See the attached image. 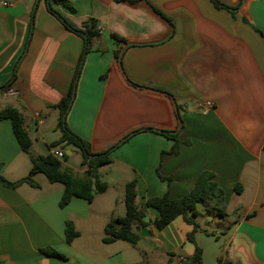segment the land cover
<instances>
[{
	"label": "crops",
	"instance_id": "0c3cea01",
	"mask_svg": "<svg viewBox=\"0 0 264 264\" xmlns=\"http://www.w3.org/2000/svg\"><path fill=\"white\" fill-rule=\"evenodd\" d=\"M7 1L12 5L0 8V87L16 70L9 90L18 94L0 92V111L18 109L33 152L63 150L64 166L82 176L79 150L51 145L62 137L57 106L72 90L84 39L45 0ZM130 1L72 0L75 12L59 6L77 26L98 21L100 35L85 58L67 125L93 153L111 150V163L99 167L108 187L91 202L73 198L60 207L64 185L42 173L32 175L39 187L0 183V264H181L193 262L196 245L201 264H264V0H220L237 11L212 0ZM112 34L135 44L169 38L127 48L125 75L115 55L125 45ZM176 107L183 120L179 151L162 156L175 140L134 132L176 131ZM0 167L11 183L31 175V159L7 119H0ZM204 172L223 189L227 216L203 209L195 243L188 239L194 226L182 216L156 228L153 209L146 211L148 226L140 229L137 246L104 242L106 226L125 215L131 180L141 204L165 194L185 196ZM68 222L78 234L70 244Z\"/></svg>",
	"mask_w": 264,
	"mask_h": 264
},
{
	"label": "trees",
	"instance_id": "16d2710c",
	"mask_svg": "<svg viewBox=\"0 0 264 264\" xmlns=\"http://www.w3.org/2000/svg\"><path fill=\"white\" fill-rule=\"evenodd\" d=\"M45 1L50 12L53 13L67 29L81 35L84 39V48L80 58L79 66L77 68L72 90L60 101L57 106L61 110L58 127L62 132V137L58 142L53 143L51 147L55 148L61 146L63 149L74 147L79 150L82 155L81 166L85 170L82 176H78L70 169L66 168L64 166V162L68 160V155H66L65 152L62 159L57 158L52 153L47 156L36 155L33 152V142L24 126V120L21 112L16 108L6 107L0 111V119H7L11 121L17 142L19 143L22 151L30 157L32 168L30 176L23 178L18 182L11 183L3 177L0 167V183L4 184L5 186L16 187L19 184L26 182L34 187H39V184L32 179V175L42 173L51 183H61L64 185L65 189L60 201V207H65L71 202L73 198H81L91 202L97 194L103 193L108 187L107 183L103 182L100 178L99 167L111 163V158L109 157L111 150L100 154L93 153L90 144L77 135L67 125V114L73 103V88L77 85L85 58L92 49L94 39L100 35V30L98 28V21L94 18H89L83 22L82 26H77L61 11L59 6H63L71 12H75L76 10L72 4V0ZM137 1L138 0H131L130 2ZM212 2L217 7H224L228 9V7L220 0H212ZM153 12L166 22H169V20L160 11L153 9ZM112 38L117 43H122L125 45L122 51H116L115 53L124 74L125 70L123 67V51L131 46L153 45L130 43L125 38L117 34H112ZM15 78L16 70L9 81L0 87V92L9 90ZM128 80L137 87H143L139 84L133 83L129 78ZM176 113L180 126V124L183 123V120L179 112V107H177ZM142 131L160 133L176 141V144L173 146V148L169 152H163L162 156L165 154L178 153L179 141L177 136L180 131L179 128L172 132L155 128H144L134 133ZM127 138H125V140ZM235 191L237 193L241 192V187L239 184L235 185ZM137 197V180L134 178L126 185L125 188V215L123 217L113 218L106 226L104 242L111 243L117 240H123L129 242L133 246H137L141 239L139 234L140 229L148 226V223L144 221L145 214L148 209H153L158 213V217L153 221V224L158 229H163L177 217L182 216L187 223L194 226V231L188 235V239L193 243H195L194 234L200 228L199 224L197 223V218L200 215L199 207H202L206 212L214 213L221 218L227 216L225 193L223 189L220 188V186L214 181V175L211 172L202 173L198 177L193 189L181 198L172 199L169 194H165L163 196L151 197L147 199L145 203L139 204L137 202ZM77 235L78 234L75 231L73 225L68 222L66 228L67 243L70 244ZM44 251L47 254L63 257L61 254L53 250ZM193 262L197 264H201L202 262V250L197 245L193 256ZM222 264L231 263L223 262Z\"/></svg>",
	"mask_w": 264,
	"mask_h": 264
},
{
	"label": "built area",
	"instance_id": "2783aa9c",
	"mask_svg": "<svg viewBox=\"0 0 264 264\" xmlns=\"http://www.w3.org/2000/svg\"><path fill=\"white\" fill-rule=\"evenodd\" d=\"M11 5H12V3L7 1V0H0V8L8 7V6H11ZM17 94H18L17 92H14L12 90H7V91L4 92L3 96L4 97H10V96H15ZM207 106L211 107L212 104L208 103ZM52 154L54 156H56L57 158H59V159H62L64 157V151L63 150L54 149V150H52ZM181 264H194V263L184 259V260H182Z\"/></svg>",
	"mask_w": 264,
	"mask_h": 264
},
{
	"label": "water",
	"instance_id": "95a60500",
	"mask_svg": "<svg viewBox=\"0 0 264 264\" xmlns=\"http://www.w3.org/2000/svg\"><path fill=\"white\" fill-rule=\"evenodd\" d=\"M242 1H244V0H242ZM227 6V5H226ZM228 7V6H227ZM228 9H230L231 11H237L238 10V8H230V7H228ZM169 38V37H168ZM168 38H165V39H163V40H160V41H156V42H149V43H137V44H145V45H149V44H159V43H162V42H164V41H166V40H168ZM126 50V49H125ZM124 50V51H125ZM124 51H123V53H124ZM145 86H143V87H141V88H144ZM75 91H76V86L73 88V97H72V100L74 99V97H75ZM176 109H177V107H176ZM182 126H183V123H181L180 124V126H179V129H181L182 128ZM68 154H71V153H68Z\"/></svg>",
	"mask_w": 264,
	"mask_h": 264
},
{
	"label": "rangeland",
	"instance_id": "374dc122",
	"mask_svg": "<svg viewBox=\"0 0 264 264\" xmlns=\"http://www.w3.org/2000/svg\"><path fill=\"white\" fill-rule=\"evenodd\" d=\"M3 103L5 105L6 102H3ZM199 211L201 212V214H204L205 216H207V213L203 210L202 207H199Z\"/></svg>",
	"mask_w": 264,
	"mask_h": 264
}]
</instances>
